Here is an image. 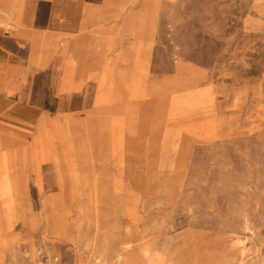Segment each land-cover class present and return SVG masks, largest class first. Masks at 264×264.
<instances>
[{
  "label": "rangeland",
  "instance_id": "rangeland-1",
  "mask_svg": "<svg viewBox=\"0 0 264 264\" xmlns=\"http://www.w3.org/2000/svg\"><path fill=\"white\" fill-rule=\"evenodd\" d=\"M133 16L130 30L83 31L99 62L95 77L73 71L71 108L52 111L64 143L51 127L41 149L48 116L0 128V158L23 163L0 264H264V0H137ZM139 17L153 27L138 91L106 85L120 100L100 104L101 75L128 70L104 63L145 36Z\"/></svg>",
  "mask_w": 264,
  "mask_h": 264
},
{
  "label": "crops",
  "instance_id": "crops-1",
  "mask_svg": "<svg viewBox=\"0 0 264 264\" xmlns=\"http://www.w3.org/2000/svg\"><path fill=\"white\" fill-rule=\"evenodd\" d=\"M6 8L9 11L4 10ZM136 10L137 0H0V128H12L18 132H23L26 127L37 130L42 117L48 116L42 122L47 128L55 127L63 142L65 136L50 119L52 111L57 107L71 108L72 101L67 95L75 89L69 82L73 71L83 72L77 74L78 77H95L86 72L95 69L99 62L97 57L87 61L86 56L90 53V45L100 38L95 34L86 35L83 31L130 30L134 26ZM8 18L11 19L10 26L5 27ZM144 19L138 18L141 20L138 23L140 28H147L142 42L138 41L136 33L130 32L133 42L129 49L104 63L108 70L113 69L115 62L126 63L128 70L120 69L117 73L120 83L110 79L108 74L101 75L98 103L120 100L107 94L112 88L105 90V87L112 84H121L128 92L127 101H133L135 94L132 92H137L140 86L135 69L143 64L139 55L146 56L150 50L147 42L151 39L153 19L145 24L142 22ZM58 67L62 69L65 80L63 91H58L55 80ZM40 79L45 81L43 90ZM59 92L65 95L58 102ZM42 93L48 97V106H42L40 99L36 100V95ZM27 151L24 148L23 159L28 155ZM5 158L9 161L15 159L20 168L23 165L17 150L7 152L0 159ZM220 261L217 264H224Z\"/></svg>",
  "mask_w": 264,
  "mask_h": 264
},
{
  "label": "bare ground",
  "instance_id": "bare-ground-1",
  "mask_svg": "<svg viewBox=\"0 0 264 264\" xmlns=\"http://www.w3.org/2000/svg\"><path fill=\"white\" fill-rule=\"evenodd\" d=\"M44 125L43 122L40 123L39 128V145L43 151L47 150L49 145H52L51 142L53 140L51 131ZM48 133V134H47ZM50 139H44L46 136H50ZM49 138V137H48ZM49 142L46 144V142ZM42 151V152H43ZM29 156H25V163L29 162ZM6 162L10 163L9 165ZM22 168L17 165L16 160H7L6 158L0 159V215L5 208L14 209L16 206V202L19 201L20 197H22V189L19 181L22 177Z\"/></svg>",
  "mask_w": 264,
  "mask_h": 264
}]
</instances>
